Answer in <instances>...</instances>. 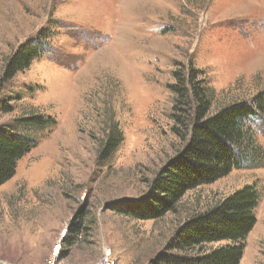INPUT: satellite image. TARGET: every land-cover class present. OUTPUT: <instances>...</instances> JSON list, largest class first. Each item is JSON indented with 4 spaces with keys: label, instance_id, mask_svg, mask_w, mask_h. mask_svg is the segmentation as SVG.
I'll use <instances>...</instances> for the list:
<instances>
[{
    "label": "rangeland",
    "instance_id": "1",
    "mask_svg": "<svg viewBox=\"0 0 264 264\" xmlns=\"http://www.w3.org/2000/svg\"><path fill=\"white\" fill-rule=\"evenodd\" d=\"M39 37L42 53L7 77L16 51ZM190 67L214 89L211 112L264 90V0H0V128L38 140L0 185V262L96 264L109 247L117 264H155L181 254L169 246L188 218L252 185L256 223L240 263L264 264V118L247 122L255 165L188 191L156 220L113 207L148 194L182 149L170 86ZM32 115L55 123L20 125ZM114 124L122 139L105 154Z\"/></svg>",
    "mask_w": 264,
    "mask_h": 264
},
{
    "label": "trees",
    "instance_id": "2",
    "mask_svg": "<svg viewBox=\"0 0 264 264\" xmlns=\"http://www.w3.org/2000/svg\"><path fill=\"white\" fill-rule=\"evenodd\" d=\"M42 43L39 37L16 51L6 66L5 75L11 77L28 67L42 53ZM198 74L199 71L192 67L185 72L175 71V83L170 86L174 94V117L182 126V149L157 172L148 194L113 205L120 214L137 220L159 219L175 211L188 191L213 183L232 169L257 163L259 147L255 145L247 122L264 118V90L250 101L231 102L211 112L214 89ZM19 120L21 126L36 131L55 123L51 117L41 115ZM26 133V130L16 133L0 128V185L14 175L17 162L37 145L36 136ZM177 133L180 135L178 129ZM121 137L114 124L103 153L113 152ZM258 202L256 187L245 185L192 215L169 246L181 254L170 257L163 254L155 264H241L245 239L256 223ZM81 228V221L71 223L63 243L66 246L74 244ZM216 242L225 243L205 250V245ZM64 253V249L59 251L60 256Z\"/></svg>",
    "mask_w": 264,
    "mask_h": 264
},
{
    "label": "built area",
    "instance_id": "3",
    "mask_svg": "<svg viewBox=\"0 0 264 264\" xmlns=\"http://www.w3.org/2000/svg\"><path fill=\"white\" fill-rule=\"evenodd\" d=\"M66 232V230H65ZM60 251V245H58L53 252V255H58ZM49 264H53V262H50ZM96 264H117V262L114 260L113 253L111 248L105 247L103 249V252L99 258V260L96 262Z\"/></svg>",
    "mask_w": 264,
    "mask_h": 264
},
{
    "label": "water",
    "instance_id": "4",
    "mask_svg": "<svg viewBox=\"0 0 264 264\" xmlns=\"http://www.w3.org/2000/svg\"><path fill=\"white\" fill-rule=\"evenodd\" d=\"M0 264H8V263H5V262H0Z\"/></svg>",
    "mask_w": 264,
    "mask_h": 264
}]
</instances>
